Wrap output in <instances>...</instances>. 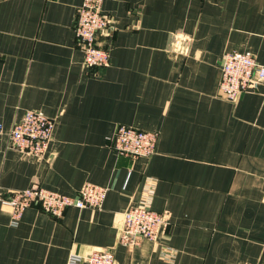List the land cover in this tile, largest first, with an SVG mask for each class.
<instances>
[{
  "label": "crops",
  "instance_id": "1",
  "mask_svg": "<svg viewBox=\"0 0 264 264\" xmlns=\"http://www.w3.org/2000/svg\"><path fill=\"white\" fill-rule=\"evenodd\" d=\"M81 2L0 0V195L32 184L108 191L99 210L55 217L34 205L16 226L0 202V264H66L94 250L117 264H264V82L234 103L218 95L225 52L264 65V0H102L109 65L92 69L74 34ZM26 110L54 120L46 160L7 146ZM118 125L157 132L154 154H117ZM148 187L169 224L156 243L125 248L121 213Z\"/></svg>",
  "mask_w": 264,
  "mask_h": 264
},
{
  "label": "built area",
  "instance_id": "2",
  "mask_svg": "<svg viewBox=\"0 0 264 264\" xmlns=\"http://www.w3.org/2000/svg\"><path fill=\"white\" fill-rule=\"evenodd\" d=\"M102 0H82L77 9L74 26L76 43L83 54L85 68L107 67L109 50L98 44V36L111 31L112 21L101 10ZM264 82V65L256 62L249 52L229 51L221 57L218 95L227 102H236L244 93L255 92ZM54 120L45 113L26 110L11 127L7 146L38 160H46L52 139ZM157 132L140 131L118 125L110 138L112 146L121 156L132 159L147 158L154 154ZM108 189L85 184L75 196H66L32 184L22 190H12L0 195V202L10 208V224L16 226L23 212L31 206H39L44 212L60 217L66 208L95 209L102 207ZM151 188L145 189L140 202L121 213L118 224V244L134 249L142 241L156 243L161 228L169 224L168 212H155L150 207ZM162 259L170 261L174 253L170 248L160 252ZM66 264H117L110 250H94L80 255L69 253ZM249 264V263H240Z\"/></svg>",
  "mask_w": 264,
  "mask_h": 264
}]
</instances>
